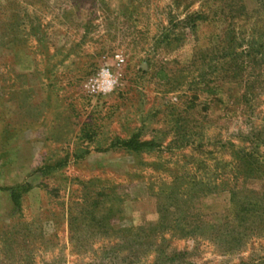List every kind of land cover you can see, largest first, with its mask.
<instances>
[{"label":"rangeland","instance_id":"1","mask_svg":"<svg viewBox=\"0 0 264 264\" xmlns=\"http://www.w3.org/2000/svg\"><path fill=\"white\" fill-rule=\"evenodd\" d=\"M26 183L0 264H264V0H0V187Z\"/></svg>","mask_w":264,"mask_h":264},{"label":"trees","instance_id":"2","mask_svg":"<svg viewBox=\"0 0 264 264\" xmlns=\"http://www.w3.org/2000/svg\"><path fill=\"white\" fill-rule=\"evenodd\" d=\"M248 143H249V145L254 144L250 140ZM116 144L120 145V147H122L126 150L133 151L135 153H142V152L154 150V149L159 147V145L154 141H149V142L140 141V140H137L136 137H132L130 139H126V140L116 142ZM254 149L257 151H260V146L256 145ZM248 155L250 156V155H252V153H249ZM247 167H249V166L247 165ZM257 170H259V168ZM242 172L243 171H241L240 169H236L235 171H233L231 179L230 178L229 179L227 178V179L234 182L237 180V178L241 174H245V175H249V174L252 175L253 174V173H248L246 171H244L243 173ZM255 178H258V176H255ZM227 179H226V181H228ZM225 184H227V183H225ZM31 187L32 186L30 184L26 183V184L11 186V187H0V190L7 192L9 194L13 204L16 207H19L21 205L23 195L26 192H28V190Z\"/></svg>","mask_w":264,"mask_h":264},{"label":"built area","instance_id":"3","mask_svg":"<svg viewBox=\"0 0 264 264\" xmlns=\"http://www.w3.org/2000/svg\"><path fill=\"white\" fill-rule=\"evenodd\" d=\"M118 61L122 63L123 60L118 57Z\"/></svg>","mask_w":264,"mask_h":264}]
</instances>
